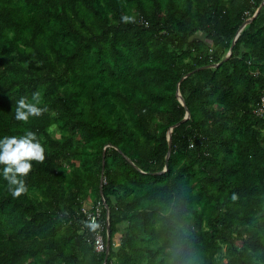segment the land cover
Masks as SVG:
<instances>
[{"label":"trees","instance_id":"obj_1","mask_svg":"<svg viewBox=\"0 0 264 264\" xmlns=\"http://www.w3.org/2000/svg\"><path fill=\"white\" fill-rule=\"evenodd\" d=\"M263 3L0 0V264H264Z\"/></svg>","mask_w":264,"mask_h":264},{"label":"water","instance_id":"obj_2","mask_svg":"<svg viewBox=\"0 0 264 264\" xmlns=\"http://www.w3.org/2000/svg\"><path fill=\"white\" fill-rule=\"evenodd\" d=\"M263 5H264V3L258 8V10L256 11V13L254 14L253 17H252L251 19L247 20V21L243 24V26H242L241 29H240V32L244 29V27H245L247 24H249L250 22L253 21V19L258 15V13H259V12L261 11V9L263 8ZM234 45H235V42L232 44V46H231V48H230V50H229V52H228L226 58L224 59V61H225L226 59H228V58L231 56V54H232V52H233ZM219 65H220V63H217V64H213V65H209V66H204V67L197 68V69L194 70L193 72L187 74L185 77H188L189 75L195 73L196 71H200V70L207 69V68H216V67H218ZM185 77H183L182 80H183ZM177 96H178V99L180 100V102H181V103L185 106V108H186V102H185L184 98L182 97L181 92H180L179 89H178V91H177ZM190 116H191L190 111L186 108V116H185V118H184L181 122H179L177 125L173 126V127L171 128L170 132H169L168 139H169L170 147H169V152H168V156H167V159H166V165H168V158H169L170 153H171V143H172L171 133H172V129H174V127L179 126L182 122L188 120V119L190 118ZM104 158H105V154H104ZM104 171H105V161H103V167H102L101 187H102V184H103V182H104ZM109 229H110V227L108 226V227H107L108 235L110 234V230H109ZM109 242H110V238H109V236H108V240H107V252H106V256H105V264H106V262H107L108 253H109V248H110V244H109Z\"/></svg>","mask_w":264,"mask_h":264},{"label":"built area","instance_id":"obj_3","mask_svg":"<svg viewBox=\"0 0 264 264\" xmlns=\"http://www.w3.org/2000/svg\"><path fill=\"white\" fill-rule=\"evenodd\" d=\"M262 102L264 103V96L262 97ZM84 212L88 214L89 218H91V220H92L91 224H93L94 226L97 227V230H96L95 236H94V240H93L95 250L97 252L105 251L107 249V245H106L104 235L102 233L103 227L100 224L101 219H100V221L98 220L101 210L99 209L96 211V213H93V212H88L86 209H84ZM108 226H109V218L107 217L106 227H108Z\"/></svg>","mask_w":264,"mask_h":264},{"label":"clouds","instance_id":"obj_4","mask_svg":"<svg viewBox=\"0 0 264 264\" xmlns=\"http://www.w3.org/2000/svg\"><path fill=\"white\" fill-rule=\"evenodd\" d=\"M108 236H109V238H110V234L108 235V231H107V240H108ZM107 245V244H106Z\"/></svg>","mask_w":264,"mask_h":264}]
</instances>
